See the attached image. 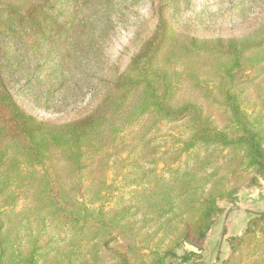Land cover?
Returning <instances> with one entry per match:
<instances>
[{
    "label": "trees",
    "instance_id": "obj_1",
    "mask_svg": "<svg viewBox=\"0 0 264 264\" xmlns=\"http://www.w3.org/2000/svg\"><path fill=\"white\" fill-rule=\"evenodd\" d=\"M141 1L0 0V264H204L176 251L264 178V0H228L249 28L211 37L179 26L190 0H151L114 64ZM252 216L231 253L264 245Z\"/></svg>",
    "mask_w": 264,
    "mask_h": 264
},
{
    "label": "rangeland",
    "instance_id": "obj_2",
    "mask_svg": "<svg viewBox=\"0 0 264 264\" xmlns=\"http://www.w3.org/2000/svg\"><path fill=\"white\" fill-rule=\"evenodd\" d=\"M190 6L183 10L179 26H182L187 33L201 36H231L240 35L247 31L249 24H246L232 14L230 10V3L228 0H190ZM141 5L135 7L133 11L128 12V20L120 23L119 28L116 29L115 36L111 42L109 55L112 63L121 65L126 63L128 50L133 49L131 44V37L135 30H148L155 24V10L154 4L151 0H143ZM253 19V18H250ZM253 27V26H252ZM251 27V28H252ZM15 97L18 103L28 112L32 113L39 119H68L73 115L71 111L55 113L48 109L38 107L32 102H24L23 96L19 91H15ZM167 130L165 127L160 136L167 138L161 140L165 143L173 142L172 135L176 133V128L172 125L168 127V136L163 133ZM160 168V167H159ZM222 211L216 216L214 223L206 233L204 241L199 247L190 243L184 242L182 248L176 252L178 256H182L185 251H193L198 256L192 255V260H201L204 264H264V245L258 246L256 241L261 236V230H256L255 238L246 243L243 252L237 250L231 253L232 247L230 244L231 237L240 236L247 222L254 213H259L264 210V178L259 177L258 185L249 187L243 186L236 194L235 200L232 203L219 201ZM154 240H159L160 234ZM144 244V243H143ZM152 245V244H151ZM242 252L243 254H240Z\"/></svg>",
    "mask_w": 264,
    "mask_h": 264
}]
</instances>
